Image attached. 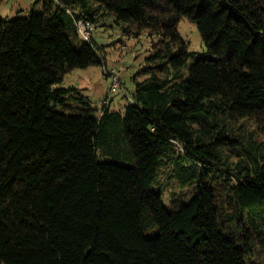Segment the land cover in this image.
I'll return each mask as SVG.
<instances>
[{"label": "trees", "instance_id": "1", "mask_svg": "<svg viewBox=\"0 0 264 264\" xmlns=\"http://www.w3.org/2000/svg\"><path fill=\"white\" fill-rule=\"evenodd\" d=\"M36 3L0 11V264H264V0ZM108 17L158 37L123 110L58 86Z\"/></svg>", "mask_w": 264, "mask_h": 264}, {"label": "rangeland", "instance_id": "2", "mask_svg": "<svg viewBox=\"0 0 264 264\" xmlns=\"http://www.w3.org/2000/svg\"><path fill=\"white\" fill-rule=\"evenodd\" d=\"M41 6L42 4H37L36 0H2L0 11L5 17L11 18L27 14L34 7L40 10ZM81 20L93 23L91 20ZM93 24L94 38L100 44H104L105 62L73 69L58 86L78 88L85 99L98 107L111 98V106L123 110L132 100L137 72L152 53L153 42L158 37L151 36L148 32H143L141 35L130 34L114 17H108ZM179 30L189 42L190 50L198 55L208 52L195 21L187 16L182 17ZM138 78L144 77L138 75ZM114 86H117V90H114ZM159 185L163 187V201L167 207L171 206L174 194L188 195L190 191V187H183L178 179L167 171L162 174Z\"/></svg>", "mask_w": 264, "mask_h": 264}, {"label": "built area", "instance_id": "3", "mask_svg": "<svg viewBox=\"0 0 264 264\" xmlns=\"http://www.w3.org/2000/svg\"><path fill=\"white\" fill-rule=\"evenodd\" d=\"M78 24L80 26V31L83 34V36L86 39H89L90 40L91 37H92V35H93L92 29H94V24L93 23H90V22H83L82 20L79 21ZM115 84H117V83H115ZM114 90H117V86H114Z\"/></svg>", "mask_w": 264, "mask_h": 264}]
</instances>
